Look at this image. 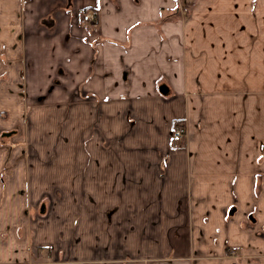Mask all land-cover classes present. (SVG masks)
<instances>
[{
  "label": "crops",
  "instance_id": "crops-1",
  "mask_svg": "<svg viewBox=\"0 0 264 264\" xmlns=\"http://www.w3.org/2000/svg\"><path fill=\"white\" fill-rule=\"evenodd\" d=\"M179 4L0 0V264H264V0Z\"/></svg>",
  "mask_w": 264,
  "mask_h": 264
},
{
  "label": "rangeland",
  "instance_id": "rangeland-1",
  "mask_svg": "<svg viewBox=\"0 0 264 264\" xmlns=\"http://www.w3.org/2000/svg\"><path fill=\"white\" fill-rule=\"evenodd\" d=\"M178 3H180L178 5V8H180V10L184 13V14H189V9H190V6L192 4V1L193 0H177ZM95 25H96V22H95ZM94 25V26H95ZM94 26H91V27H94ZM9 136L8 135H5V136H1L0 138L3 139L4 141H1L0 142V145H10L9 141H8V138ZM172 138V136H171ZM174 139V138H172ZM184 139V138H183ZM175 140V139H174ZM148 146V147H147ZM136 148L132 149V150H128L127 152L125 151H121L118 153V156H119V161L121 162H124L126 161L127 159L129 160H132V161H138V160H141V159H137L139 156H142L146 157V160L149 159V156H150V148H149V144L146 140H144L142 138V141H136ZM144 148V149H142ZM87 155H91V153H87ZM92 155L94 156V153H92ZM71 156L73 158H77L78 156V149L74 150L71 154ZM74 173L71 175V178H70V182L65 184V193H67L68 195L76 198V199H73L75 202H77V196L79 195V193L83 190V185L82 183H80L82 180L77 176V171H78V168H72L71 169ZM58 186H54V184L52 183H49V184H40L39 185V189L45 193L46 196H49L48 194L51 192V191H58ZM62 191V190H61ZM43 202V204H45V207L46 208H50V205L48 203L51 202V200H46L45 198V201H41V203ZM54 203V200L52 201V205ZM39 207H40V204H38V206H33V208L31 209L30 213H32V217L33 215H36L38 216L39 218H43V221L46 220V217L45 216H42V214L39 213ZM47 216V214H45ZM30 217V218H32ZM259 236L264 238V231H262L261 233H259ZM185 239V238H184ZM188 240V239H187ZM189 241V240H188ZM41 245H46L45 243H39ZM52 246H54L53 243H51ZM75 246V243H72L71 244V249H70V252L74 251V249L76 248V252H80L82 248H79V247H74ZM47 246H43V247H39V251L40 253H45L46 254V249ZM33 249V248H32ZM35 249V248H34ZM44 249V250H43Z\"/></svg>",
  "mask_w": 264,
  "mask_h": 264
},
{
  "label": "built area",
  "instance_id": "built-area-1",
  "mask_svg": "<svg viewBox=\"0 0 264 264\" xmlns=\"http://www.w3.org/2000/svg\"><path fill=\"white\" fill-rule=\"evenodd\" d=\"M96 17H97V12L95 10H89L82 14V22H85L90 26H94ZM171 136L174 139L181 140L186 136V129L183 126L178 125L173 128L171 132Z\"/></svg>",
  "mask_w": 264,
  "mask_h": 264
},
{
  "label": "water",
  "instance_id": "water-1",
  "mask_svg": "<svg viewBox=\"0 0 264 264\" xmlns=\"http://www.w3.org/2000/svg\"><path fill=\"white\" fill-rule=\"evenodd\" d=\"M159 92L162 94V95H166L168 93V88L165 86V85H161L159 87ZM45 211V205L43 204L41 207H40V212L41 213H44Z\"/></svg>",
  "mask_w": 264,
  "mask_h": 264
},
{
  "label": "trees",
  "instance_id": "trees-1",
  "mask_svg": "<svg viewBox=\"0 0 264 264\" xmlns=\"http://www.w3.org/2000/svg\"><path fill=\"white\" fill-rule=\"evenodd\" d=\"M176 126H178V125H176ZM181 126H183V125H181ZM175 127V126H174ZM173 130V129H172Z\"/></svg>",
  "mask_w": 264,
  "mask_h": 264
}]
</instances>
